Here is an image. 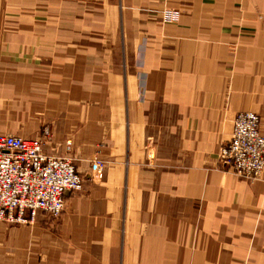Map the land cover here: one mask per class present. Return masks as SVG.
<instances>
[{
    "label": "crops",
    "instance_id": "crops-1",
    "mask_svg": "<svg viewBox=\"0 0 264 264\" xmlns=\"http://www.w3.org/2000/svg\"><path fill=\"white\" fill-rule=\"evenodd\" d=\"M243 111L264 132V0H0V136L72 140L88 180L0 222V264H264V173L217 160Z\"/></svg>",
    "mask_w": 264,
    "mask_h": 264
},
{
    "label": "built area",
    "instance_id": "built-area-1",
    "mask_svg": "<svg viewBox=\"0 0 264 264\" xmlns=\"http://www.w3.org/2000/svg\"><path fill=\"white\" fill-rule=\"evenodd\" d=\"M239 130L242 139L225 146L222 158L240 176L258 179L264 171V136L258 131V117L250 114ZM43 146L42 140L0 136V222L25 224L39 212L59 218L65 211L66 193L83 191L84 180L74 159L47 155ZM91 168L100 172L103 166L95 162Z\"/></svg>",
    "mask_w": 264,
    "mask_h": 264
},
{
    "label": "rangeland",
    "instance_id": "rangeland-1",
    "mask_svg": "<svg viewBox=\"0 0 264 264\" xmlns=\"http://www.w3.org/2000/svg\"><path fill=\"white\" fill-rule=\"evenodd\" d=\"M162 21L164 24H168V25H176V24H179V21H180V13L178 11H172V10H169V11H165L164 13V17H162ZM17 100H19L18 98H16ZM13 102H15V100L13 99ZM16 103V102H15ZM18 105V103H17ZM13 109H17V113L19 112V109H18V106H12ZM252 114V115H255L256 117H258L259 119V134L264 136V132L262 130V118L259 114L253 112V111H243V112H240L238 114L235 115L234 117V121H233V125H232V131H231V134L229 135V139L227 141H224L220 143L219 145V148H218V152H217V160H218V163L226 168H228L229 170H232L237 176L243 178L244 180H247L249 182H255L256 180H258L259 178H261V176L263 175L264 171L262 172V174L258 177V179H246L244 178L243 176H240L238 173H236L233 168L231 166H229L228 164L225 163L224 159L222 158V150L225 148V146L229 145L231 141L233 142H239L241 139H242V133L241 131L239 130V126L240 125H243V123L247 122V118L248 116ZM2 116V115H1ZM18 118H19V114L16 115ZM30 124V123H29ZM50 127L51 125L48 123L46 124V126L44 127L43 131H42V134H44L45 136H48L50 135L51 133V130H50ZM33 131L32 128H27V129H24V131H22V135H29L31 132ZM18 134H21L19 133V131L17 132ZM47 133V134H46ZM68 142L71 143L70 145V151L68 150V146H66V149H65V152H64V155L63 156H72V140H68L67 141V145H68ZM43 151H44V146H43ZM45 153V152H44ZM95 162H101L102 163V171L100 172H94L92 170V165L95 163ZM106 162L103 161V159H101V156L99 155H95L93 158H91L89 160V178L91 181H98L100 179V177H102L101 175L103 174V172L105 171V168H106ZM81 175V174H80ZM82 176V175H81ZM83 180H84V186L86 185L87 183V179L85 177H83ZM63 214V213H62ZM61 214V215H62ZM60 215V216H61Z\"/></svg>",
    "mask_w": 264,
    "mask_h": 264
},
{
    "label": "water",
    "instance_id": "water-1",
    "mask_svg": "<svg viewBox=\"0 0 264 264\" xmlns=\"http://www.w3.org/2000/svg\"><path fill=\"white\" fill-rule=\"evenodd\" d=\"M69 194V193H66V195Z\"/></svg>",
    "mask_w": 264,
    "mask_h": 264
}]
</instances>
